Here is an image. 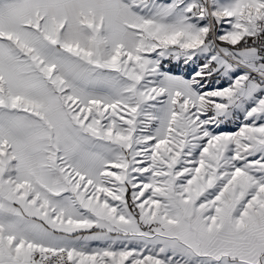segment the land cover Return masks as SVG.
Wrapping results in <instances>:
<instances>
[{
    "label": "snow or ice",
    "instance_id": "obj_1",
    "mask_svg": "<svg viewBox=\"0 0 264 264\" xmlns=\"http://www.w3.org/2000/svg\"><path fill=\"white\" fill-rule=\"evenodd\" d=\"M0 264H264V0H0Z\"/></svg>",
    "mask_w": 264,
    "mask_h": 264
},
{
    "label": "crops",
    "instance_id": "obj_2",
    "mask_svg": "<svg viewBox=\"0 0 264 264\" xmlns=\"http://www.w3.org/2000/svg\"><path fill=\"white\" fill-rule=\"evenodd\" d=\"M226 130H235L234 126H229Z\"/></svg>",
    "mask_w": 264,
    "mask_h": 264
}]
</instances>
